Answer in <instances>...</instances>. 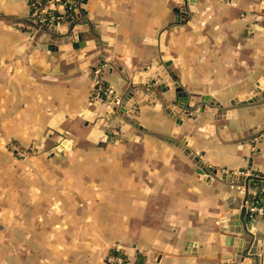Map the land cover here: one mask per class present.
<instances>
[{"label": "crops", "instance_id": "obj_1", "mask_svg": "<svg viewBox=\"0 0 264 264\" xmlns=\"http://www.w3.org/2000/svg\"><path fill=\"white\" fill-rule=\"evenodd\" d=\"M49 1L65 17L61 33L31 45V0H0V264H108L111 253L141 264L233 257L221 228L238 216L245 189L202 180L178 148L149 134L137 130L133 140L120 115L109 122L115 142L90 141L92 74L105 65L119 98L152 76L170 88L176 78L193 102L245 99L264 85V0H87L85 15L76 0L72 13L67 0ZM74 22L87 42L77 51L64 32ZM150 97L132 115L149 132L190 141L209 167L264 174V134L244 142L264 124V104L228 120L216 110L179 115L178 125L161 90ZM250 196L247 208L264 187ZM247 212L264 243V217Z\"/></svg>", "mask_w": 264, "mask_h": 264}, {"label": "water", "instance_id": "obj_2", "mask_svg": "<svg viewBox=\"0 0 264 264\" xmlns=\"http://www.w3.org/2000/svg\"><path fill=\"white\" fill-rule=\"evenodd\" d=\"M184 1L189 2V4L191 5L194 4V0ZM86 3L87 0L78 1V10H80L83 15H85L86 13ZM75 25L76 22L70 24L64 32H67L68 36H70L67 42L71 44L73 50L77 51L79 49L85 48V46H87V42L80 41L79 35L73 32ZM58 27L59 26L43 27L40 24H36V33L32 38L31 45H35L36 43H38L39 39L42 36L60 34L61 29ZM90 32L93 31L90 30ZM103 52H109V50L105 49V51ZM97 56L100 57L102 61H105L106 59L105 55H103L102 52H98ZM172 83L173 84L170 88L161 81L160 77L153 78L151 76L147 79L145 84L139 86L140 90L138 92L136 91L135 94L138 95L141 91L146 95L145 98H140V95L135 96L131 91V88L133 87H131L127 90L125 95L120 98L119 102L115 101L109 104L94 102L91 106V109L93 110V112H95L94 117H91L90 119H88V121L89 123L94 124L95 128L92 130L89 140L92 142H96L98 137L105 136L108 142H115L116 140L113 134L108 130L109 122H111L113 117L120 115L125 123L124 129H133V140H136V138H138L137 130L145 134H149L178 148L196 166L197 173L202 177V180L211 182L216 179L233 186L244 188L245 198L238 216L234 214L230 217L224 218V225L221 228L222 232L228 234L227 238H225V243L226 246L232 248L234 256L221 261L220 264H264V243L261 238L256 237V233H254L253 229H249L246 222V219L248 217L247 203L250 200V195L255 191V184H257L259 188L264 187V174L259 170H251V168L249 169L251 173L245 175L240 173H230L227 171H221L209 167L203 162L201 157L191 149L190 141L186 139L177 140L175 135L166 136L151 133L143 126L135 122L132 118V115L136 113V109L139 104L151 98L150 96L151 94H153V91L159 88L163 96L165 98H168L169 100V104L167 102V105L169 107L167 106L168 109L166 108V113L171 116V118H176V122L178 125L181 123V120L177 119V116L179 115H184L190 118L191 113L204 114L205 112H209L212 110H216L217 112L216 119L228 120L232 118L235 115L236 111L239 109L263 105L264 85H262L261 83H257L254 86L253 91H251L249 94H244L246 96L245 99L236 98L229 102V105L226 106L224 105V103L215 100L211 96L201 97L200 101L193 102L194 100L192 98L195 97V95L187 93L174 77ZM128 112H130V114H127ZM261 134H264V124L255 128L254 132L249 134L245 138L244 142L251 143ZM239 219L242 222V228L237 222V220ZM190 246L195 249L194 244H191Z\"/></svg>", "mask_w": 264, "mask_h": 264}, {"label": "built area", "instance_id": "obj_3", "mask_svg": "<svg viewBox=\"0 0 264 264\" xmlns=\"http://www.w3.org/2000/svg\"><path fill=\"white\" fill-rule=\"evenodd\" d=\"M32 4V18L36 24L43 27L59 26L65 17L60 16L49 0H31ZM67 7L68 13H72L77 9V3L72 0H67L64 3ZM63 21V22H64ZM105 65L98 66L92 74L93 78V101L104 104L112 102H119L120 98L116 91L109 85L105 84L103 79V70ZM19 153V152H18ZM20 155V153H19ZM22 155V154H21ZM251 214L255 216L264 217V200L255 199L247 208ZM137 261L126 258L121 254L111 253L107 257L108 264H136Z\"/></svg>", "mask_w": 264, "mask_h": 264}, {"label": "trees", "instance_id": "obj_4", "mask_svg": "<svg viewBox=\"0 0 264 264\" xmlns=\"http://www.w3.org/2000/svg\"><path fill=\"white\" fill-rule=\"evenodd\" d=\"M74 1H75V0H74ZM76 1H79V0H76ZM261 198H264V197H262V196H256L254 199H258V200H259V199H261ZM136 264H141V263H140V262H138V263L136 262Z\"/></svg>", "mask_w": 264, "mask_h": 264}, {"label": "rangeland", "instance_id": "obj_5", "mask_svg": "<svg viewBox=\"0 0 264 264\" xmlns=\"http://www.w3.org/2000/svg\"><path fill=\"white\" fill-rule=\"evenodd\" d=\"M21 153L25 154L26 157L29 155V153H27V152H21ZM108 256H109V255H108ZM108 256H107V257H108Z\"/></svg>", "mask_w": 264, "mask_h": 264}]
</instances>
